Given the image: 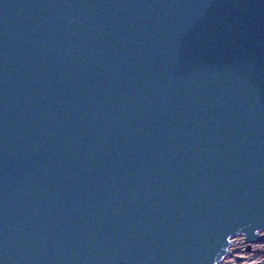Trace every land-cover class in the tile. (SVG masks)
I'll return each mask as SVG.
<instances>
[{
  "label": "water",
  "instance_id": "water-1",
  "mask_svg": "<svg viewBox=\"0 0 264 264\" xmlns=\"http://www.w3.org/2000/svg\"><path fill=\"white\" fill-rule=\"evenodd\" d=\"M238 236L264 239V0H0V264Z\"/></svg>",
  "mask_w": 264,
  "mask_h": 264
},
{
  "label": "rangeland",
  "instance_id": "rangeland-1",
  "mask_svg": "<svg viewBox=\"0 0 264 264\" xmlns=\"http://www.w3.org/2000/svg\"><path fill=\"white\" fill-rule=\"evenodd\" d=\"M244 241H246L245 238ZM230 249L232 251L231 254L227 255L225 258L231 261H228L230 264H243L249 262L256 264H264V239L256 243H252L250 249L249 244L247 242L244 243L240 252H236L237 249ZM223 263L225 264V261H223L222 264Z\"/></svg>",
  "mask_w": 264,
  "mask_h": 264
},
{
  "label": "bare ground",
  "instance_id": "bare-ground-1",
  "mask_svg": "<svg viewBox=\"0 0 264 264\" xmlns=\"http://www.w3.org/2000/svg\"><path fill=\"white\" fill-rule=\"evenodd\" d=\"M244 243H246V241H244V238L242 236H238L234 239V243H233V246L231 247L232 249H237L236 252H240ZM225 264L226 262L230 261V260H227L225 259ZM231 262V261H230ZM250 263V262H249ZM224 264V263H223ZM250 264H256V263H250Z\"/></svg>",
  "mask_w": 264,
  "mask_h": 264
}]
</instances>
